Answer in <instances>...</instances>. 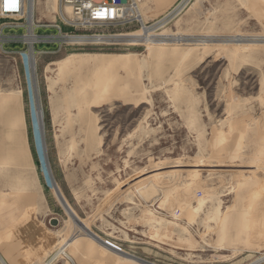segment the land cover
I'll return each instance as SVG.
<instances>
[{
	"label": "rangeland",
	"instance_id": "374dc122",
	"mask_svg": "<svg viewBox=\"0 0 264 264\" xmlns=\"http://www.w3.org/2000/svg\"><path fill=\"white\" fill-rule=\"evenodd\" d=\"M42 2L30 20L29 0L23 18L0 17L3 263L264 264V41L250 42L264 39V0H190L158 28L181 0H128L117 23L93 30L104 40L85 45L58 41L80 32L58 18V0ZM143 26L164 49L126 41L142 39ZM209 29L242 41H193ZM101 57L111 58L103 99L94 95ZM149 177L160 190L150 197L133 185Z\"/></svg>",
	"mask_w": 264,
	"mask_h": 264
},
{
	"label": "bare ground",
	"instance_id": "6f19581e",
	"mask_svg": "<svg viewBox=\"0 0 264 264\" xmlns=\"http://www.w3.org/2000/svg\"><path fill=\"white\" fill-rule=\"evenodd\" d=\"M39 1V0H38ZM50 0H45V2H42L43 4H45V5H47V3L49 2ZM259 1V0H258ZM56 2V1H55ZM190 2V0H181V2H180V4L179 5H177L174 9H173V12L171 11L170 12V14H167L165 17H163L158 23H156V27H157V25L159 26V25H161V24H165V23H170V21L174 18V17H176V15H178L181 11H182V9L186 6V4L187 3H189ZM40 4H41V2H39ZM33 4H34V0H29V9H28V15H27V18L30 20L31 19V17H32V15H33ZM264 4V3H263ZM42 5V4H41ZM199 5V4H198ZM137 6V5H136ZM55 7H56V5H55ZM71 7H70V5L69 4H67V3H62V1L61 0H58V2H57V16H58V18L60 19V20H65L66 21V19H67V16H70V14H71ZM136 9V11H137V9H138V6L135 8ZM55 10H56V8H55ZM139 10V9H138ZM141 15V14H140ZM140 17H138V19H139ZM142 19V18H141ZM207 20V19H206ZM140 21V20H139ZM143 21V20H142ZM55 22H56V20H55ZM105 25H107V24H105ZM142 25V24H141ZM154 26V25H153ZM149 28V27H148ZM158 28V27H157ZM142 32H143V34H144V36H143V38H146V39H143L142 38V34H141V38L142 39H135V38H131L130 40L129 39H126V41H130L129 43L130 44H132V45H140V44H142V43H140V41L142 40H144L145 42H153L150 38H153V37H155V36H158V34H154L153 33V30H152V28H149V29H147V27H142ZM140 36V35H139ZM165 36V35H164ZM168 36V35H167ZM172 36V35H171ZM170 36V37H171ZM175 36V37H174ZM173 36V42L174 43H179V42H181V38H183L184 36H189L188 34H186V35H182V33L179 35H174ZM191 36V35H190ZM194 36V35H193ZM197 36H199V35H197ZM33 38V36L32 35H30L29 36V38ZM56 37V36H55ZM126 37V36H125ZM138 37V36H137ZM162 37V36H161ZM214 37V38H213ZM263 37V36H262ZM56 38H59V36L58 37H56ZM108 38V37H107ZM119 38H121V37H119ZM119 38H118V40H119ZM127 38V37H126ZM155 38H157V37H155ZM178 39V41H176L177 39ZM193 38V41H195L196 43H199V42H204L203 44L204 45H206V43H208V42H212V44H218V43H226V44H229V43H235V42H240V41H242V39L238 36V35H232V36H219L218 34H216L215 33V31H213V30H207L204 34H202V35H200L199 37H192ZM258 38V37H257ZM34 39V38H33ZM170 39V38H169ZM262 38H259V39H253V40H250V42H252V43H258L259 41H264V39L263 40H261ZM50 40H53V38L52 39H50ZM56 40V39H55ZM71 41H73L74 40V38H72V39H70ZM93 40H96V41H100V40H104V36L102 37V38H93ZM106 40H108V41H115L114 39H106ZM122 40V39H121ZM157 40V39H156ZM163 40H166V39H164V38H160L159 40H158V43L157 42H153V43H150L151 45H156V46H161V48H162V45L163 44H165L166 42H163ZM120 41V40H119ZM160 41V42H159ZM176 41V42H175ZM182 41H184V40H182ZM168 42V41H167ZM169 43H170V41H169ZM149 44V43H148ZM147 45V44H146ZM154 47V48H157V47ZM149 47V46H148ZM160 48V47H159ZM162 49H164V48H162ZM158 52V51H157ZM38 53H40V52H37V53H30V57H29V66H30V69H34V68H36V63H37V61H36V54H38ZM155 52H152V54H154ZM130 54H128V53H126V54H121V55H117V56H115V59H117V62H115V64L113 65V68H115V66L116 65H118V66H116V67H123V66H125L126 65V63H128V61H129V59H126V61H123L122 59L123 58H120L121 56H123V57H130L129 56ZM95 59H97V67L96 68H99V67H103V68H100L101 70H102V73L100 74V75H98V79H100L101 77H102V83L99 85V88H97V90L95 91V93H94V95L96 96V98H101V99H103V97L105 96H103V93L105 92V93H107V89H106V86H107V79H108V77L106 76V73L104 72V70L103 69H107V71L109 70V67L111 68V65H110V63H111V58H103V57H101V58H95ZM71 71V70H70ZM78 77H80V76H78ZM84 83V82H83ZM75 85V84H74ZM79 85V84H78ZM86 85H87V88H88V85L90 86V84H89V81H87L86 82ZM84 86V85H83ZM82 88H84V87H82ZM86 88V87H85ZM78 92V91H77ZM17 93H19V94H21V90L19 89L18 91H17ZM75 93H76V91H75ZM79 93V92H78ZM78 93H76V94H78ZM87 94V93H86ZM85 95V94H84ZM93 95V96H94ZM79 99V98H78ZM37 116H38V119H39V125H40V127H41V129H42V124L44 123H42V109H39L38 110V113H37ZM89 121H86L85 123H86V126H88L87 124H89L88 123ZM243 132H244V130H243ZM240 135V134H239ZM235 139V138H234ZM18 140H19V137H18ZM17 140V141H18ZM232 142V141H231ZM236 142V141H235ZM238 142V141H237ZM17 143V142H16ZM239 144V143H238ZM234 145V144H233ZM236 145V144H235ZM240 145V144H239ZM241 146V145H240ZM17 148H19V147H17ZM231 148V147H230ZM237 148V147H236ZM17 153V152H16ZM218 154V153H217ZM227 154V153H226ZM212 155V154H211ZM213 156H215V155H213ZM217 156V155H216ZM215 156V157H216ZM214 160V159H213ZM212 160V161H213ZM216 160H218L217 158H216ZM208 161H209V159H208ZM219 161V160H218ZM223 161V160H222ZM225 161V160H224ZM201 162V161H200ZM215 162V161H214ZM214 162H210V164L209 165H207V164H205L206 162H203V163H200V164H197V166H195L196 167V174L198 175V173H200L201 171H203L206 167L207 168H211V169H213V168H217V166H218V163H214ZM3 166H9V165H12L13 163H14V159L12 158V157H10V156H8V157H6L4 160H3ZM188 164V163H187ZM217 164V165H216ZM2 165V164H1ZM186 165V164H185ZM221 165V164H220ZM230 166V165H229ZM243 166V165H242ZM251 166V165H250ZM231 167V166H230ZM237 167V166H236ZM190 168V167H189ZM176 169V168H175ZM181 169H183V168H181ZM192 169V168H191ZM193 169V170H194ZM210 169V170H211ZM229 169V168H228ZM190 170V169H189ZM155 171V170H154ZM206 171H208V169L206 170ZM224 171V170H223ZM175 172V171H174ZM188 172V171H187ZM152 175V174H151ZM156 175V174H155ZM193 175V174H192ZM150 179H147L146 178V180L145 181H140V180H142L143 178H141L140 180H137V181H133V185L134 184H137V186H136V188L138 189V191L140 190V191H142V190H144V191H150L151 189H152V193H154V192H156L157 190H159L158 189V187H159V185H155L156 183H154L153 181V179H154V177L152 178V177H149ZM156 178V177H155ZM192 178V177H191ZM159 179H160V176H159ZM161 179H162V177H161ZM197 179V178H196ZM153 180V181H152ZM140 182V183H139ZM194 184H195V182H193ZM190 184L191 183H189V187H190ZM119 185V184H118ZM130 185V184H129ZM129 185H127L128 187H129ZM123 186V185H122ZM164 186V185H163ZM163 186H161V187H163ZM166 186V185H165ZM171 186V185H170ZM187 186V185H186ZM191 186H192V184H191ZM195 186V185H194ZM119 187V186H118ZM196 187H198V185L196 184ZM127 188V187H126ZM211 188V187H210ZM125 189V188H124ZM215 190V189H214ZM160 191V190H159ZM187 191V190H186ZM209 191V190H208ZM123 192V191H122ZM148 192H146V193H148ZM171 192V191H170ZM54 193L56 194V196H57V198H58V200L60 201V203H61V205L63 206V208L65 209V211H66V213L69 215V216H72V211H71V209H70V207L68 206V205H66V203L64 202V200L62 199V197H60V195H59V192L56 190V187H54ZM141 194H143V192H140ZM139 194V193H138ZM207 194V193H206ZM143 195H145V196H149L150 195V192H149V194L147 195V194H143ZM190 195V194H189ZM150 197V196H149ZM185 197V196H184ZM188 197V198H187ZM187 197H185V198H187V199H189V196H187ZM193 197V196H192ZM166 198H168V197H166ZM165 198V199H166ZM184 198V199H185ZM171 199V198H170ZM183 199V198H182ZM187 199H186V201H187ZM180 201H178V203H186L185 202V200H184V202H182L183 200H181V199H179ZM190 200V199H189ZM188 200V201H189ZM177 201V200H176ZM187 201V203L188 204H190L189 202ZM196 202H198V206H195V207H191V209H189V211H188V209L186 210L188 213H189V215L190 216H193V214L194 213H196L200 208H201V206H202V204H203V202H204V200L203 199H201V197H200V199L198 200L197 199V201ZM161 203V202H160ZM159 203V204H160ZM177 204V203H176ZM169 205V204H168ZM172 205H174V204H172ZM179 205H181V204H179ZM184 205V204H183ZM186 205V204H185ZM178 206V205H177ZM188 207V206H187ZM163 208V207H162ZM170 208V207H169ZM181 208V207H180ZM172 209V208H171ZM177 209H179L178 207H177ZM185 211V212H186ZM148 212V211H147ZM184 212V211H183ZM144 213V212H143ZM146 213V212H145ZM151 213V212H150ZM187 215V214H186ZM95 216V215H94ZM149 217V216H148ZM188 217V216H187ZM186 217V218H187ZM53 218H55V217H52L51 219H53ZM189 218V217H188ZM192 219V218H191ZM58 220V219H57ZM148 220H150V219H148ZM153 221V220H152ZM78 222V221H77ZM44 226V225H43ZM85 229V228H84ZM87 235L88 236H90V237H92L93 235H91V234H89V232H87ZM167 236V235H166ZM173 236V235H172ZM200 236V235H199ZM94 237V236H93ZM94 239V238H93ZM75 239L74 238H71L70 240H68V241H66L65 243H64V245H62L60 248H59V250L56 252V254H54L55 255V257H57L58 255H60L59 253L60 252H64L65 250H66V248L69 246V245H71L72 243H73V241H74ZM95 241L96 242H98L97 244L100 246V245H103V240L102 239H98V238H96L95 239ZM174 242V241H173ZM180 242V241H179ZM105 244V243H104ZM190 244V243H189ZM97 245V246H98ZM108 245V244H107ZM179 245V244H178ZM98 246V247H99ZM200 246V245H199ZM105 248H107L108 249V251H114V252H116L115 250H114V248L112 247V246H104ZM201 247V246H200ZM100 248V247H99ZM105 248H101V249H105ZM10 251V250H9ZM105 251H107V250H105ZM11 253V252H10ZM119 254V253H118ZM123 254V253H122ZM54 257V256H53ZM2 258V257H1ZM0 258V259H1ZM135 258V257H134ZM10 259V258H9ZM50 259H52V257L50 258ZM3 259H1L0 260V263L2 264L3 263V261H2ZM53 261V260H52ZM49 262V261H48ZM4 264V263H3ZM45 264H48V263H45ZM122 264V263H121ZM125 264H128V263H125Z\"/></svg>",
	"mask_w": 264,
	"mask_h": 264
},
{
	"label": "built area",
	"instance_id": "2783aa9c",
	"mask_svg": "<svg viewBox=\"0 0 264 264\" xmlns=\"http://www.w3.org/2000/svg\"><path fill=\"white\" fill-rule=\"evenodd\" d=\"M71 7V14L66 21L61 20L67 26L75 27L80 33L60 34L59 40L72 45H85L93 42L96 38L92 32L100 25H111L117 23L123 16L128 0H61ZM24 0H0V17L23 18ZM58 29V25H54ZM106 26V25H105ZM61 30V29H60ZM45 40L47 43L56 42ZM102 37V36H100ZM74 38L73 41L70 39ZM57 41V42H58Z\"/></svg>",
	"mask_w": 264,
	"mask_h": 264
},
{
	"label": "water",
	"instance_id": "95a60500",
	"mask_svg": "<svg viewBox=\"0 0 264 264\" xmlns=\"http://www.w3.org/2000/svg\"><path fill=\"white\" fill-rule=\"evenodd\" d=\"M50 177H51V175H50ZM50 224L56 225L57 224V219H55V218L51 219L50 220Z\"/></svg>",
	"mask_w": 264,
	"mask_h": 264
},
{
	"label": "crops",
	"instance_id": "0c3cea01",
	"mask_svg": "<svg viewBox=\"0 0 264 264\" xmlns=\"http://www.w3.org/2000/svg\"><path fill=\"white\" fill-rule=\"evenodd\" d=\"M123 264V263H122Z\"/></svg>",
	"mask_w": 264,
	"mask_h": 264
}]
</instances>
